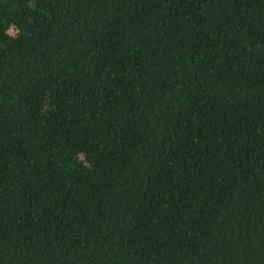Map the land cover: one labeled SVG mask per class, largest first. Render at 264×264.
Returning <instances> with one entry per match:
<instances>
[{
    "label": "trees",
    "instance_id": "1",
    "mask_svg": "<svg viewBox=\"0 0 264 264\" xmlns=\"http://www.w3.org/2000/svg\"><path fill=\"white\" fill-rule=\"evenodd\" d=\"M0 264H264V0H0Z\"/></svg>",
    "mask_w": 264,
    "mask_h": 264
}]
</instances>
